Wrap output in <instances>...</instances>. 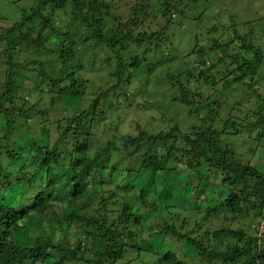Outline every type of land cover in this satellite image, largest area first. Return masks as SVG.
<instances>
[{
    "label": "trees",
    "instance_id": "16d2710c",
    "mask_svg": "<svg viewBox=\"0 0 264 264\" xmlns=\"http://www.w3.org/2000/svg\"><path fill=\"white\" fill-rule=\"evenodd\" d=\"M135 1L126 21L113 16L117 29L112 24L109 31L104 29L105 15L110 11L106 0H36L32 6L17 7L18 18L0 32V69H3L0 76L5 77L0 113L7 120L9 134L16 123L12 109L20 116L26 112L20 101L26 96L23 83L27 80H40L53 96L92 97L87 107L61 120L66 128L58 131L60 135L54 143L49 137L38 146L48 129L41 132L38 142L34 140L36 170L33 173H25L29 168L25 164L16 175H7L6 167L0 165V180L6 187L16 184L22 191L25 189L19 196L18 207L0 203V264H163L164 261L185 264L175 251L161 253L147 249L149 236L145 230L148 227L155 236L162 235L193 247L203 264H264V172L242 164L222 139L251 128L257 131L258 139L262 138L264 106L243 111L239 106L235 109L233 104L230 109L233 115L223 122L219 115L221 105L205 95V90H215L218 82L208 69L224 59L226 68L223 78L218 80L224 85L246 84L248 89L258 93L253 85L258 84L259 79L264 80L260 71L264 66V51L257 45L254 32L237 30L235 24L222 25L230 31V39L211 40L210 52L217 50L222 54L211 65L205 59L204 48L194 41L193 49L184 56L194 57L193 66L182 70L176 65L178 61H174L175 66L170 68L173 70L162 72L160 78L153 77L152 84L165 88L158 95L186 108L189 123L183 125L173 116L159 112L166 123L163 130H141L135 136L124 134L120 129L122 114L127 115L132 109L138 111L142 105L137 100V95L140 96L136 90L140 84L137 73L146 71L149 78L152 77L158 61L163 58L162 44L168 40L165 30L172 23L171 16L186 18V8L198 2L188 0L184 4V0H163L165 10L161 18L166 19L165 28L140 33L138 30L152 16L151 7L141 0ZM198 19L200 15L195 18ZM45 31H49L51 39L44 37ZM79 42L92 43V48L101 52L98 64L103 66L105 75L100 77L103 83L97 89L90 90L74 65ZM227 43L236 44L232 53ZM34 49L38 54L30 55ZM45 53L56 55L66 71L52 73L53 68L49 73L46 61L39 57ZM127 53H131L129 59ZM258 97L263 99L259 93ZM160 107L168 111L169 106L162 103ZM58 124L61 125L60 121ZM219 124L221 131L217 128ZM7 139L6 135L2 136L0 145L5 140L9 147ZM158 150L163 154L158 156L155 153ZM5 153L11 161L19 158L13 149ZM168 158L179 159L198 173L200 168H206L210 175L219 178V189L225 192L219 209L206 204L201 222H209V228L198 236L190 237L183 231L185 220L180 227L173 222L172 214L181 211L169 209L168 205L163 208L173 216L171 219L165 218L154 226L146 225L143 216L159 215L156 199L163 193L155 188L149 193L135 185V180L142 171L154 176L165 173ZM62 169H65L63 180L68 188L66 205L71 208L64 218L68 224L65 229L61 228L63 236L55 242L51 236L37 237L31 245H21L18 236L23 230L22 222L31 214L47 215L57 184L50 177ZM126 174L128 181L122 183L120 177ZM39 180L42 187L35 188ZM5 197L0 194V198ZM117 198L121 206L107 209L109 201L117 206ZM251 212H257L253 219L258 221L249 232L233 226L234 221L247 218ZM59 218L54 216V220ZM237 224L240 225V221ZM260 225L263 226L261 231L256 229ZM69 235L76 236L75 243L69 240ZM94 240H98L96 248L92 245Z\"/></svg>",
    "mask_w": 264,
    "mask_h": 264
},
{
    "label": "rangeland",
    "instance_id": "374dc122",
    "mask_svg": "<svg viewBox=\"0 0 264 264\" xmlns=\"http://www.w3.org/2000/svg\"><path fill=\"white\" fill-rule=\"evenodd\" d=\"M36 0H0V32L9 28L14 20L18 18L15 14L17 7H28L32 6ZM110 5V11L107 16L105 15V28L110 30L112 24L116 22L113 20V16H119L122 20L126 21L129 18V13L132 12V8L135 7V0H106ZM148 4L151 8V18L148 23L141 27L138 32L142 33L145 31H157L161 28H165V20L162 19L161 15L165 10L163 0H141ZM16 2V3H14ZM188 0H184L186 4ZM115 9V14L113 10ZM185 10V9H184ZM185 17L179 15H172V23L166 28L168 40L163 42V58L158 61L155 73L149 78L146 71L137 73L138 82L140 83L136 90L139 91L137 97L141 101L142 105L140 110L132 109L129 114H122V121L120 129L124 134L137 135L141 130L149 132H157L165 128L166 123L160 117V114L174 117L176 120L182 122L185 125L187 120L186 108L181 105H175L171 103L161 94L165 88L153 87L155 79L153 77L160 78L164 71H171L175 66L174 61L182 70L188 69L193 66V56L184 58V56L193 49L194 41L197 40L199 46L203 47L205 59L208 63H215L221 56L217 50H212V39L224 42V40L230 39V31L225 29L222 25L235 24L237 30L240 31H252L256 37V43L264 51V0H198L196 5L186 8ZM200 15V19L195 20L196 16ZM58 21V19L54 20ZM250 22V23H249ZM150 23V24H149ZM249 23V24H247ZM215 28V29H214ZM49 31L44 32V37L51 39ZM229 37V38H228ZM53 45V44H52ZM51 47V45H49ZM229 53H232L233 47H236L234 43H227ZM209 49V50H208ZM95 53H97L95 55ZM205 53V54H206ZM36 55L38 52L32 50L30 55ZM131 53L126 54V58H130ZM27 56H25L26 58ZM41 59L46 61L48 72L58 73L59 71H66V68L62 67L60 59L55 55L45 53L39 55ZM101 57L100 51H95L92 48V43L79 42L76 47V56L74 65L78 67L86 80L87 85L91 89H97L100 87L102 80L100 77L104 76L105 73L103 66L101 67L98 62ZM94 60L96 61L93 64ZM155 62L154 60H152ZM228 61V59H227ZM93 64V65H91ZM162 65L161 67H159ZM209 65V67H210ZM226 68L225 59L216 67L210 68L209 74L216 77L217 87L215 90H205V95L212 97L215 102L221 105V111L219 113L223 122H225L229 115H233L231 112V106L234 104L236 109L239 106L243 111L248 109L256 110L260 105L264 106V80L259 79V83L253 85L254 91L263 97V101L258 97V93L253 92L252 89H248L246 84H230L224 85L222 81L218 79L223 78V72ZM264 76V66L260 70ZM0 73H3V69H0ZM61 74V73H60ZM4 82L5 77L0 76V98L4 93ZM186 82V80H185ZM248 83V82H247ZM88 86V87H89ZM25 91V98L22 99L20 104L22 109L25 110V114L20 116L18 112L12 109V116L16 123L13 125L14 130L9 134V129L6 128V119L0 113V138L2 136L8 137L9 147L6 145L7 141L2 140L0 145V165L6 167L7 175H16L21 167L25 164L29 166L25 173L31 174L36 170L33 155H35V144L40 140L41 132L48 129L44 134V140L41 139L38 146L46 143V139L49 137L54 143L59 137L60 130L66 128L65 122L61 124V120L72 114L73 112H79L82 108L87 107L92 97L85 96L81 99L61 98L56 95H52L48 92L46 85H41L40 80L25 81L23 83ZM171 89V87H166ZM20 95V91H19ZM239 97V99L237 98ZM228 101V105H226ZM164 103L168 107V111L165 108H161L160 104ZM5 107H8L5 104ZM10 108V107H9ZM234 109V111H235ZM167 113V114H165ZM111 119L114 115L110 116ZM60 121V124L59 123ZM193 121L190 120V122ZM189 123V122H188ZM187 127V126H186ZM222 125H218V131H221ZM231 130L230 132H233ZM237 134H230L223 136L229 146L234 150L236 158L242 164H249L260 171L264 172V133L262 138H257V131L252 129L249 131L239 130ZM70 142V136L67 138ZM34 144V145H33ZM13 149L19 158L15 161H11L5 151ZM158 156L162 155L163 152L158 150ZM167 171L163 174L153 175L150 172L142 171L136 177L135 185L143 187L144 190L152 193L153 189L160 190L156 199L157 206L160 207L159 215L143 216L146 220V225L154 226L163 221L165 218L171 219L173 216V222L180 227L182 220L186 223L183 226V231L188 232L190 237H195L202 234L209 228V222H201L202 217L205 216L204 212L207 209L206 204L213 208L219 209L222 205V200L225 198V192L219 189V178H215L210 175L206 168H200L199 173L193 171L192 168L187 167V164L181 163L179 159L168 158L165 161ZM65 175V169L58 174H51V179L57 182L55 186V197L53 199L52 207L48 210L45 217L35 216L31 214L29 218L22 222L23 230L18 236L21 245L29 246L32 244L33 239L37 237L51 236L54 242L59 240L63 234L61 228L65 229L68 224L64 218L70 212V207L66 205V195L68 193L67 185L63 178ZM206 176V178H202ZM97 180V175L94 177ZM128 174L120 177L122 183L128 181ZM0 183L3 181L0 180ZM42 181H36L35 188L42 187ZM25 190V189H24ZM23 190V191H24ZM1 195L6 196L0 198V203L4 205H10L14 208L18 207L20 195L23 191L20 186L12 184L10 187H6L5 183L0 186ZM151 198V196H149ZM117 206L111 201L108 202L107 209H116L121 206V201L117 198ZM210 203V204H209ZM168 205V208H175L181 212L177 214H167L163 206ZM165 209V211H164ZM148 213V211H147ZM142 215V213H140ZM149 214V213H148ZM253 214L257 212H251L247 218H238L234 221V227L245 228L248 232L253 224L257 223V219H253ZM58 215L59 220H54V216ZM178 215V217H177ZM160 216V217H159ZM255 217V215H254ZM177 218V219H175ZM214 222V220H212ZM240 221V225L237 222ZM199 225L197 226V224ZM72 230V229H71ZM149 227L146 228L145 233L149 236L146 243L147 249L152 251H160L161 253H167L168 251H175L180 257L181 261L185 264H203L197 258V251L188 245H182L174 240H170L165 236H155L152 234ZM245 230V231H246ZM76 233V232H75ZM77 234V233H76ZM72 243H75L76 236H68ZM93 247L98 246V240L93 241ZM144 247V246H143ZM47 264H52L49 262ZM166 264V261L163 262Z\"/></svg>",
    "mask_w": 264,
    "mask_h": 264
},
{
    "label": "built area",
    "instance_id": "2783aa9c",
    "mask_svg": "<svg viewBox=\"0 0 264 264\" xmlns=\"http://www.w3.org/2000/svg\"><path fill=\"white\" fill-rule=\"evenodd\" d=\"M262 228H263V226H262V225H260V226L256 227V229H257V230H259V231H261V230H262Z\"/></svg>",
    "mask_w": 264,
    "mask_h": 264
}]
</instances>
